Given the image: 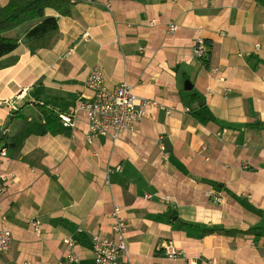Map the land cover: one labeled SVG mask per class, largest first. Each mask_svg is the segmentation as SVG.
<instances>
[{"label":"crops","instance_id":"crops-1","mask_svg":"<svg viewBox=\"0 0 264 264\" xmlns=\"http://www.w3.org/2000/svg\"><path fill=\"white\" fill-rule=\"evenodd\" d=\"M47 12L59 21L48 46L32 52L25 42L35 22L8 33L20 45L0 58L6 133L19 129L18 110L58 114L92 97L95 67L108 88L127 82L161 106L117 141H87L81 116L73 131L34 134L20 152L0 154V226L13 235L0 264H58L70 236L80 264H94L93 237L114 236L115 205L128 223L131 264H189L164 255L168 241L197 264H264V234H204L264 227V0H77L69 16ZM172 22L178 30L169 37ZM197 37L208 43L209 67L194 54Z\"/></svg>","mask_w":264,"mask_h":264},{"label":"built area","instance_id":"built-area-1","mask_svg":"<svg viewBox=\"0 0 264 264\" xmlns=\"http://www.w3.org/2000/svg\"><path fill=\"white\" fill-rule=\"evenodd\" d=\"M155 20L150 25H154ZM178 30V25L174 22L167 27L166 34L171 37ZM194 54L201 60L208 59L209 46L203 37H197L194 44ZM210 73L217 75L220 81L225 82L226 77L219 67L211 66ZM87 87L94 91V95L87 99L77 102L75 107L68 112H59L58 116L64 127L71 131L77 129L81 115H84L87 122L86 140L92 142L99 136H111L114 141L121 137L123 131L134 129L143 120L151 107H159L160 103L151 98L142 97L134 92V88L127 82H123L113 89L105 84L103 70L95 67L87 80ZM229 90V89H227ZM213 93L209 89L208 94ZM16 98H21L18 94ZM9 104L17 109L13 101ZM0 154L6 156L8 150L3 148ZM121 170V167H117ZM8 176L3 175V180L7 181ZM0 190H6L5 185L0 186ZM165 199H170L165 196ZM113 237L95 235L93 237L92 248L94 252V264H131L129 262V243H128V223L123 210L115 205L110 213ZM32 228L36 234L41 233V224L38 220L32 221ZM13 244V235L6 226H0V252L8 251ZM66 247L65 259L58 264H80V257L74 251L75 240L70 236L64 239ZM164 255L168 259L182 257L189 264H197L196 259H191L187 252L179 248L173 241H168L164 246ZM210 264L215 262L210 261Z\"/></svg>","mask_w":264,"mask_h":264},{"label":"trees","instance_id":"trees-1","mask_svg":"<svg viewBox=\"0 0 264 264\" xmlns=\"http://www.w3.org/2000/svg\"><path fill=\"white\" fill-rule=\"evenodd\" d=\"M77 0H9L8 3L0 7V58L15 51L20 40L8 35L24 24L35 22L26 32L25 42L30 46L32 52L40 47L50 44L51 39L59 29V21L56 16H49L48 9H53L63 16L71 14L72 6ZM209 53V52H208ZM204 65L209 67L208 59ZM192 100L200 103L201 98L193 93ZM201 108H204L201 107ZM37 112L34 110L28 113L16 111L14 118L21 119L19 129L13 135H9L3 128H0V151L6 148L10 153L16 154L21 151L25 140L31 135H45L48 133L59 134L68 133L69 130L63 126L58 114L46 106L37 105ZM195 117L207 123L210 120L201 113H194ZM205 235L218 234L224 236H241L264 234V227H250L246 230L224 229L220 227L208 228Z\"/></svg>","mask_w":264,"mask_h":264},{"label":"water","instance_id":"water-1","mask_svg":"<svg viewBox=\"0 0 264 264\" xmlns=\"http://www.w3.org/2000/svg\"><path fill=\"white\" fill-rule=\"evenodd\" d=\"M185 88H186V90H192V88H193V85H192V83L189 81V80H187L186 81V83H185ZM204 104V102H200V105L202 106ZM171 143H170V141H169V139L167 138V139H165V142H164V149H165V151L166 152H170V150H171Z\"/></svg>","mask_w":264,"mask_h":264},{"label":"rangeland","instance_id":"rangeland-1","mask_svg":"<svg viewBox=\"0 0 264 264\" xmlns=\"http://www.w3.org/2000/svg\"><path fill=\"white\" fill-rule=\"evenodd\" d=\"M81 116H84V115H81ZM84 117H85V116H84ZM141 121H142V120H141ZM135 127H136V126H135ZM135 127H134V128H135ZM132 130H134V129H132Z\"/></svg>","mask_w":264,"mask_h":264}]
</instances>
